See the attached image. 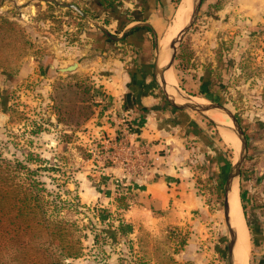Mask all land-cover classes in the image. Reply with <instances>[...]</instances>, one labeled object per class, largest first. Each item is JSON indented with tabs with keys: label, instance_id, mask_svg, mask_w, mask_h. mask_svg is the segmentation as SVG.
<instances>
[{
	"label": "rangeland",
	"instance_id": "obj_1",
	"mask_svg": "<svg viewBox=\"0 0 264 264\" xmlns=\"http://www.w3.org/2000/svg\"><path fill=\"white\" fill-rule=\"evenodd\" d=\"M99 1L0 0V163L10 164L12 175L17 183L24 185V190L39 193L46 218L63 230L60 239L80 248V255L63 259L64 264H229L223 195L226 177L237 161L239 147L229 148L219 136L221 128L205 114L172 109L159 90L155 108L163 110V114L169 111L171 117L176 114L180 121L186 120L188 113L205 127L215 145L212 150L204 147L209 155L200 153L198 158V184L211 207L201 225L186 229H152L127 234L125 223L121 222L134 196L123 190L120 179H135L145 165L137 160L140 145L129 139L125 141L124 136L111 142L105 132L96 130V98L102 93V79L95 66L110 56L122 59V52L108 57L102 53L106 47H118V41L110 36L119 37L122 27L118 30L114 21L120 14H129L139 0H104L102 5ZM106 1L113 3V10L107 8ZM180 1L169 0L166 29L171 26ZM207 1L201 0L194 20L175 44L169 73L178 94L167 85L166 93L176 102L197 103L194 100L201 99L203 104H219L239 123L245 135L247 155L236 183L249 233L248 264H264L260 261L264 257V196L253 190L258 185L254 179L250 180L252 172L247 163L250 133L246 122V113L252 110L249 100L256 94L263 100L258 79L251 78L261 76L262 60H256L251 50L246 49L250 44L247 41L242 48L237 44L239 49L233 51L236 52L234 59L229 57L234 40L224 39L229 34H220L215 27L221 22L215 13L225 0H214L208 5ZM65 4L77 6L84 16L64 7ZM162 35L161 32L154 39L155 57L167 44L159 45ZM168 52L170 58L169 48ZM203 59L209 60L204 64ZM82 62L87 66L82 67L84 71L76 68L69 73L59 72L66 64ZM159 62L164 63L162 59ZM205 73L209 75L208 93L202 91V82H199ZM222 74H227L228 79H222ZM253 83L258 86L255 94L251 92ZM213 85L220 86L225 97L215 95ZM124 134L130 136L129 132ZM116 142L131 149L120 152L118 145H114ZM209 160L223 168L218 181L205 166ZM115 164L123 171L115 169ZM94 189L100 194L89 200ZM82 192L84 195L80 198ZM254 219L259 220L256 231L250 228ZM185 243L186 262H180L177 254ZM11 253L0 252V261L14 264Z\"/></svg>",
	"mask_w": 264,
	"mask_h": 264
},
{
	"label": "crops",
	"instance_id": "obj_2",
	"mask_svg": "<svg viewBox=\"0 0 264 264\" xmlns=\"http://www.w3.org/2000/svg\"><path fill=\"white\" fill-rule=\"evenodd\" d=\"M212 1L214 0H208L207 5ZM168 4L169 0H147L143 7L136 6L129 11L131 21L122 30L118 29L119 21L116 19L114 22L117 23V29L122 31L119 33L125 32V39L117 42L118 47H106L102 55L108 57L122 52V59H113L110 56L95 66L101 73L100 85L104 94L103 101L97 102V121L94 124L98 125L96 130L105 132L111 142L124 136L125 141L129 139L136 146L142 147L137 160L145 166L139 176L135 179H120L123 190L134 196L133 204L124 211V219L121 221L125 223L127 234L152 229H186L201 225L207 217L208 208L211 207L204 198V189L198 184L199 155L208 156L207 150L215 147L209 140L208 132L188 113L186 120L180 121L176 114L171 117L169 111L163 114V110L155 108L158 104L156 92H161V89L155 80L158 78L156 75L160 66L158 58L155 57L154 39L159 33H164L168 25L165 18ZM215 16L221 20L215 25L217 32L227 33L229 36L224 39L234 40L230 58L234 59L236 52L233 51L239 49L238 45L242 48L244 41H247L252 47L249 48V44L246 49L251 50L256 60H262L261 76L255 78L252 75L251 78L258 79L263 100L258 99L257 94L249 100L252 110L246 113V122L250 133L247 162L252 172L250 180L254 179L258 185L253 190L264 196V0H225L221 2L220 10ZM226 17H229L228 20ZM134 27L138 29L131 31ZM207 60L209 59H203L202 63H207ZM82 67L87 68L85 62L77 64L78 69H83ZM234 74L233 71L232 75ZM221 76L222 79H228L227 74ZM208 78L209 75L205 73L199 79L205 93L210 90L206 87ZM211 89L222 98L220 86L213 85ZM251 92H258L255 83L252 84ZM126 132L130 136L125 137ZM115 165V169L123 171L120 165ZM205 166L210 170L212 178L218 181L223 168L211 160L208 161V166L206 161ZM253 186L255 187L254 183ZM99 194L96 189L92 190L89 200ZM83 195V192L80 193V198ZM252 223L250 228L256 231L259 220L254 219ZM177 257L180 262H186V243ZM260 261H264V257Z\"/></svg>",
	"mask_w": 264,
	"mask_h": 264
},
{
	"label": "trees",
	"instance_id": "obj_3",
	"mask_svg": "<svg viewBox=\"0 0 264 264\" xmlns=\"http://www.w3.org/2000/svg\"><path fill=\"white\" fill-rule=\"evenodd\" d=\"M102 2L105 1L100 0L99 4ZM106 2L107 8L113 10V3ZM146 2L139 0L138 6L143 7ZM117 19L121 25L118 29L131 21L129 14ZM137 29L134 27L131 31ZM11 169L10 164L0 163V252L11 251L14 264H64L63 259L77 258L80 248H75L71 241L60 239L63 230L58 223H50L46 218L39 193L28 188L24 190V185L16 182ZM243 215L245 218V211ZM0 264L7 263L0 261Z\"/></svg>",
	"mask_w": 264,
	"mask_h": 264
},
{
	"label": "water",
	"instance_id": "obj_4",
	"mask_svg": "<svg viewBox=\"0 0 264 264\" xmlns=\"http://www.w3.org/2000/svg\"><path fill=\"white\" fill-rule=\"evenodd\" d=\"M200 2L201 0H189L190 3V14H189V20L186 23V25L181 29V31L176 35V37L174 39H172L170 41V43L168 44L167 50L168 48L171 50V54H170V58L168 63H166V65L161 67V63L159 62V57L162 54L166 53V51H158V63L159 66L157 69V77L158 79V85L160 86L161 92L163 93L166 101L168 102V104L178 110H185V109H189L192 110L196 113H200V114H206V112H210V111H215L221 114H224L227 116V118L231 121L232 126H233V130L240 142V146H239V151L237 154V161L236 163L231 167L229 174L226 177V181L224 184V195H223V217H224V222L225 225L227 227L228 233H229V239L227 241V259L229 264L233 263V250L236 244V232L234 229H232L231 224H230V218H229V206H228V194L231 190V187L233 185V181L235 179H237L240 176V166L242 164V162L244 161L246 155H247V144H246V139H245V135L239 125V123L237 122L236 118L229 112L227 111L224 107H222L219 104H200V103H193V102H189V103H177L176 101H174L173 99H170V96L167 95L166 93V83H165V79H164V74L169 71L172 67V63L174 61V55L176 52V47L175 44L177 41L180 40L181 36L183 35V33L189 28V26L191 25L192 21L194 20L196 13L198 11V8L200 6ZM66 8H71L76 10L77 12L80 13L81 16H84V13L75 5H71V4H65L63 5ZM125 35V32H123L119 37H112L110 36L111 39L115 40V41H120L123 36ZM77 68V64L73 63L71 65H68L66 67L63 68H59V72H63V73H69L74 71Z\"/></svg>",
	"mask_w": 264,
	"mask_h": 264
},
{
	"label": "bare ground",
	"instance_id": "obj_5",
	"mask_svg": "<svg viewBox=\"0 0 264 264\" xmlns=\"http://www.w3.org/2000/svg\"><path fill=\"white\" fill-rule=\"evenodd\" d=\"M190 10H191V7H190L189 0H181L174 13L171 26H169L166 29V32L163 33L164 36L162 35L163 37L159 45L162 46L166 43L167 44L161 49L162 51H166V53L164 54L161 53L159 57V59H162L164 61L162 65H165L169 58V52L167 50L169 42L181 31V29L188 22ZM164 79H165L166 85L168 87L174 88L178 94L176 85L174 84L172 75L171 73H169V71H167L164 74ZM180 95L181 94H179V96ZM194 101L200 104L205 103L201 99L200 100L196 99ZM177 103H182V102H177ZM205 115L221 128L219 129L221 130L219 131L221 132L219 134L221 140L229 148L237 150L240 142L233 130L232 123H230L231 121L227 118V116L224 114L215 112V111L206 112ZM224 122L225 124H223ZM237 192H238L237 183L235 179L233 181L231 190L228 194L230 224H231L232 229H234L236 232V244L233 250V263L232 264H248V259H249L248 256H249V248H250L249 233H248L247 226L244 220V215H243V212L240 206V201H239Z\"/></svg>",
	"mask_w": 264,
	"mask_h": 264
},
{
	"label": "built area",
	"instance_id": "obj_6",
	"mask_svg": "<svg viewBox=\"0 0 264 264\" xmlns=\"http://www.w3.org/2000/svg\"><path fill=\"white\" fill-rule=\"evenodd\" d=\"M104 98V94L103 93H98L97 94V98L96 101L101 103L103 101ZM114 145H118V147H116L120 152H122L124 149H126L127 151H129L131 148L130 147H126L125 144L122 145L121 142H116L114 143Z\"/></svg>",
	"mask_w": 264,
	"mask_h": 264
}]
</instances>
